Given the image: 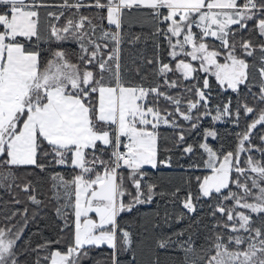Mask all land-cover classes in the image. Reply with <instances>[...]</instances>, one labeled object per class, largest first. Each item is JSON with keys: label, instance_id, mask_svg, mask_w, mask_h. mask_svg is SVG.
<instances>
[{"label": "snow or ice", "instance_id": "snow-or-ice-1", "mask_svg": "<svg viewBox=\"0 0 264 264\" xmlns=\"http://www.w3.org/2000/svg\"><path fill=\"white\" fill-rule=\"evenodd\" d=\"M0 192V264H264V0H0Z\"/></svg>", "mask_w": 264, "mask_h": 264}, {"label": "trees", "instance_id": "trees-1", "mask_svg": "<svg viewBox=\"0 0 264 264\" xmlns=\"http://www.w3.org/2000/svg\"><path fill=\"white\" fill-rule=\"evenodd\" d=\"M134 31H140L139 28H135ZM217 127L220 130L221 136L225 137L228 141L232 140V137L229 135V132L232 131V129L224 124H218ZM183 173L179 170L175 172H166L163 180H162V186L168 190L172 191L176 187H181L183 185ZM183 193H181L182 195ZM0 197H2V200H0V205H3L4 202H7L10 200V197L8 194L4 192H0ZM165 209H167L169 212H175L179 213L181 211L180 205L177 203L175 208L172 204L166 203V201H160L159 205H152V206H146L141 209L140 216H150L156 211H159L161 215L164 214ZM207 211V208L205 207L202 210H198V212L195 215L204 216L205 212ZM31 214V213H30ZM205 222H208L207 219ZM188 223V221H184L180 225H175L176 228H180L185 226ZM61 224V221L57 219L54 209L52 207L42 208L39 210L36 221L34 223H31L29 225V228L26 230V237L31 235L33 232H36L39 230L45 238L48 239H55L58 231H59V225ZM34 241H39L40 237H33ZM161 260L166 264L168 257L166 254H161Z\"/></svg>", "mask_w": 264, "mask_h": 264}]
</instances>
